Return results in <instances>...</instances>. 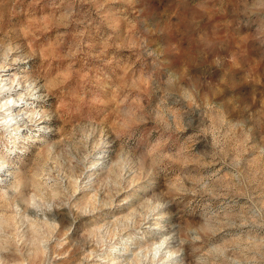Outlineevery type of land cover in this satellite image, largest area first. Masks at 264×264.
Here are the masks:
<instances>
[{
	"label": "clouds",
	"instance_id": "1",
	"mask_svg": "<svg viewBox=\"0 0 264 264\" xmlns=\"http://www.w3.org/2000/svg\"><path fill=\"white\" fill-rule=\"evenodd\" d=\"M0 264H264V0H0Z\"/></svg>",
	"mask_w": 264,
	"mask_h": 264
}]
</instances>
